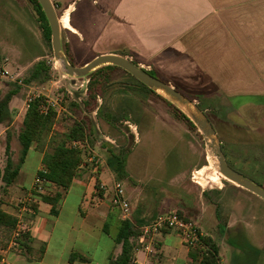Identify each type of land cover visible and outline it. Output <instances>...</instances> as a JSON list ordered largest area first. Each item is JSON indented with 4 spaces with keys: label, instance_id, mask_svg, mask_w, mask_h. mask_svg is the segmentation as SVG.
Here are the masks:
<instances>
[{
    "label": "rangeland",
    "instance_id": "374dc122",
    "mask_svg": "<svg viewBox=\"0 0 264 264\" xmlns=\"http://www.w3.org/2000/svg\"><path fill=\"white\" fill-rule=\"evenodd\" d=\"M52 1L61 22L68 17L67 5L75 1L78 22L86 25L81 12L85 0ZM61 29L63 51L73 66L84 67L102 54L93 39L72 56L67 43L69 33L62 23ZM94 35L92 32L91 36ZM51 39L46 38L29 0H0V67L7 72L0 79V100L10 90L20 87L10 103L16 112L11 127L13 161L17 164L21 154L18 134L23 114L29 102L42 96L46 106L58 111L44 149L52 151L49 143L55 134L66 133L76 121L86 122L90 132L88 148L101 159L97 167L102 169L107 165L110 150L127 151L128 176L123 180L115 176V182L123 184L127 194L134 195L130 201L133 212L159 214L157 219L178 214L194 224L203 236L218 243L221 264H264V200L220 173L209 141L194 123L192 127L177 117L175 108L183 112L182 107L165 95L146 89L119 67L95 75L97 69L84 78L68 76L61 62L55 59ZM99 42L100 48L110 49L106 46L107 39ZM118 53L129 54L126 49ZM129 55L124 57L136 63L141 61ZM38 62L46 63L48 80L25 83ZM138 66L153 71L156 74L152 76L193 101L215 130L226 163L264 189V97L234 98L230 106L220 97L186 94L187 89L163 79L154 68ZM3 130L0 127V146L6 161L7 132ZM36 167L32 153L18 185L29 189ZM115 182H110V189ZM8 199L0 189V206L8 204ZM0 233L5 240H12L9 231L0 229ZM137 250L143 247L138 244Z\"/></svg>",
    "mask_w": 264,
    "mask_h": 264
},
{
    "label": "crops",
    "instance_id": "0c3cea01",
    "mask_svg": "<svg viewBox=\"0 0 264 264\" xmlns=\"http://www.w3.org/2000/svg\"><path fill=\"white\" fill-rule=\"evenodd\" d=\"M81 9L86 25L78 22L75 1L65 8L72 28L65 29L72 56L94 39L101 55H119V50L126 49L141 60L137 65L154 68L163 79L187 89L186 94L220 97L229 105L234 98L264 97V0H85ZM105 39L110 49L100 48L99 41ZM0 127L7 132L5 126ZM46 152L43 146H34L21 166L17 183L3 191L9 203L0 209L17 218L31 240L28 250L20 245L12 248L10 239L5 240L0 233L2 256L10 264H110L111 257L122 251L115 242L120 214L112 208L109 188L110 182L116 181L115 174L108 165L102 169L84 166L54 217L51 205L42 202L39 194L53 193L56 188L36 181L44 169ZM32 153L37 167L26 189L18 183ZM0 160L3 171L2 146ZM100 183L110 190L100 192ZM3 187L0 178V189ZM127 197L132 201L134 195L128 193ZM25 200H31L32 205L23 206ZM158 215L132 210V221L147 225ZM107 224L110 234L105 231ZM150 242L151 252H135L137 264H193L190 249L178 234L163 231ZM72 254L89 262H71Z\"/></svg>",
    "mask_w": 264,
    "mask_h": 264
},
{
    "label": "trees",
    "instance_id": "16d2710c",
    "mask_svg": "<svg viewBox=\"0 0 264 264\" xmlns=\"http://www.w3.org/2000/svg\"><path fill=\"white\" fill-rule=\"evenodd\" d=\"M29 1L34 6V9L39 16L41 27L46 38L50 41L52 36L51 29L38 0ZM112 68L116 67H102L95 72V75ZM48 71L49 69L45 62H38L24 82L27 84H31L35 81L46 82L48 80ZM148 72L151 75L156 74L153 71ZM144 87L148 89L146 86ZM19 91L20 87H16V89L10 90L7 95L0 100V125L7 128V159L4 170L0 171V178L4 184L3 191L5 193L8 191V188L17 183L21 166L25 162L29 151L34 146L42 147L46 144L48 136L53 130L58 117L57 108L46 106L44 97L39 96L29 102L28 107L23 114L22 127L18 134V141L21 145V154L19 161L16 164L13 161L11 153V141L13 137L11 134V127L14 121V113L16 112H12L10 103ZM73 106L78 108L76 104H73ZM175 110L179 119L185 120L190 126L195 127L184 113L177 108H175ZM89 134L90 132L87 123L76 121L70 128H68L66 133L55 134L54 138L49 143V147L52 148V151H47L45 153L43 159L44 169L38 173V177L42 180L44 185L55 187L56 191L53 193L39 194V198L42 202L51 205V215L54 217L58 216L60 204L74 181L81 177L82 165L85 164L90 152L87 143ZM74 143H77L78 145L73 147L71 144ZM127 157V151L124 149L118 151L110 150L107 165L118 180H123L128 176ZM152 223L147 225H151ZM17 226L18 219L0 209V229L9 231L12 236L17 229ZM143 226L146 225L136 224L133 221L120 220L119 231L115 237V242L122 246V251L119 256L111 257L110 264H137L135 260V252L141 235V228ZM108 229L109 225L107 224V226H105V231L110 234ZM10 240L9 243L11 242ZM30 240L29 233H25L19 239V245L23 249L28 250V243ZM189 249V257L193 264H221L222 258L220 247L212 237L201 236L200 242L193 247H189ZM75 261L89 262V260L83 256L72 254L71 262ZM154 264L160 263L155 262Z\"/></svg>",
    "mask_w": 264,
    "mask_h": 264
},
{
    "label": "water",
    "instance_id": "95a60500",
    "mask_svg": "<svg viewBox=\"0 0 264 264\" xmlns=\"http://www.w3.org/2000/svg\"><path fill=\"white\" fill-rule=\"evenodd\" d=\"M46 18L49 23L52 34V47L55 59L60 61L66 73L70 77L84 78L90 75L93 71L105 66H115L123 69L135 79H137L144 86L157 91L172 102L179 104L183 112L192 123H194L205 138L209 141L210 146L219 162L220 173L230 182L236 184L238 187L245 189L252 194L264 200V189L247 179L242 174L232 169L224 158V154L215 130L206 118L205 114L196 106L193 101L185 95L177 91L170 84L157 79L148 71L140 68L137 64L127 59L126 57L114 54H105L97 56L90 63L84 67H75L63 51L62 45V29L61 21L57 15L56 8L52 0H38Z\"/></svg>",
    "mask_w": 264,
    "mask_h": 264
},
{
    "label": "built area",
    "instance_id": "2783aa9c",
    "mask_svg": "<svg viewBox=\"0 0 264 264\" xmlns=\"http://www.w3.org/2000/svg\"><path fill=\"white\" fill-rule=\"evenodd\" d=\"M7 72L4 68L0 67V79L5 78ZM78 144L74 143L73 147H76ZM101 163V159L93 153L91 150L88 154L85 164L82 165V168L87 164L92 166H97ZM37 184H40L42 180L37 177ZM41 186L38 187V191L41 190ZM98 190L100 192H108L110 189L104 183L98 185ZM23 206H31V200L23 201ZM111 205L112 208L118 211L121 216L122 221H132V207L129 198L127 197L125 188L123 184L114 183L111 196ZM163 231L176 233L189 247H193L200 242V237L203 236L198 228L191 222L185 221L180 218L176 213H170L167 215L160 216L154 223L151 225H146L141 228V235L138 240V244L143 247V249L151 252V242L150 239ZM25 234V229L21 228L19 223L17 229L12 235V240L10 246L16 248L19 246V239L22 235ZM136 251H138L136 249ZM2 251L0 250V264H10V262L2 256Z\"/></svg>",
    "mask_w": 264,
    "mask_h": 264
},
{
    "label": "bare ground",
    "instance_id": "6f19581e",
    "mask_svg": "<svg viewBox=\"0 0 264 264\" xmlns=\"http://www.w3.org/2000/svg\"><path fill=\"white\" fill-rule=\"evenodd\" d=\"M61 23L63 24V26H64L66 29L72 30L71 25H70V22H69V18H68V17H65ZM196 178H197V177H196ZM219 178H220V177H219ZM215 179H216V178H215ZM212 181L215 182L214 180H212ZM198 183L200 184L201 182H198ZM203 183H205V182H203ZM203 183H201V184L204 185Z\"/></svg>",
    "mask_w": 264,
    "mask_h": 264
}]
</instances>
